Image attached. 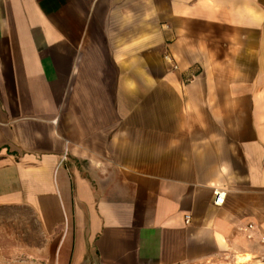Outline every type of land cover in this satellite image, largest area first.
Listing matches in <instances>:
<instances>
[{
    "label": "crops",
    "instance_id": "obj_1",
    "mask_svg": "<svg viewBox=\"0 0 264 264\" xmlns=\"http://www.w3.org/2000/svg\"><path fill=\"white\" fill-rule=\"evenodd\" d=\"M0 207L46 264H264V0H0Z\"/></svg>",
    "mask_w": 264,
    "mask_h": 264
},
{
    "label": "rangeland",
    "instance_id": "obj_2",
    "mask_svg": "<svg viewBox=\"0 0 264 264\" xmlns=\"http://www.w3.org/2000/svg\"><path fill=\"white\" fill-rule=\"evenodd\" d=\"M48 244L30 210L0 207V264L49 263Z\"/></svg>",
    "mask_w": 264,
    "mask_h": 264
},
{
    "label": "built area",
    "instance_id": "obj_3",
    "mask_svg": "<svg viewBox=\"0 0 264 264\" xmlns=\"http://www.w3.org/2000/svg\"><path fill=\"white\" fill-rule=\"evenodd\" d=\"M66 155L67 154H65V156ZM214 196H215V204L217 206H222L224 204L227 194L225 191L217 189L214 191ZM186 222L189 223V217H186ZM243 230L244 232L247 233V238L251 240L253 238L252 236V231L254 230L253 224H248L246 228H244Z\"/></svg>",
    "mask_w": 264,
    "mask_h": 264
}]
</instances>
